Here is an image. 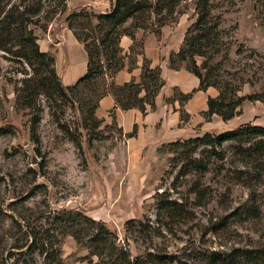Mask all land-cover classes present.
<instances>
[{
    "label": "rangeland",
    "instance_id": "374dc122",
    "mask_svg": "<svg viewBox=\"0 0 264 264\" xmlns=\"http://www.w3.org/2000/svg\"><path fill=\"white\" fill-rule=\"evenodd\" d=\"M197 1L181 0L172 14L143 12L144 29L180 28L185 37ZM114 2L67 0L46 29L35 27L40 45L56 51L71 11L104 13ZM211 4L213 29L197 40L205 55L194 60L222 88L231 83L240 95L262 98H247L229 125L211 117L207 131L264 126V0ZM31 72L0 50V264L99 261L80 233L89 222L80 212L104 220L130 257L152 252L156 264H264V135L240 134L194 152L163 144L144 150L145 163L131 164L117 123L85 127L78 103L42 97L36 131L34 110L18 105L15 92Z\"/></svg>",
    "mask_w": 264,
    "mask_h": 264
},
{
    "label": "trees",
    "instance_id": "16d2710c",
    "mask_svg": "<svg viewBox=\"0 0 264 264\" xmlns=\"http://www.w3.org/2000/svg\"><path fill=\"white\" fill-rule=\"evenodd\" d=\"M180 2L181 0H115L112 9L108 12L91 13L85 8L71 11L66 20L77 39L84 44L88 53V64L87 71L82 76L74 83L65 85L56 67L55 52L42 48L35 27L41 26L46 29L49 21L58 13L66 11L67 0H0V50L13 54L19 62L27 64L32 70L30 75L22 78V85L17 86L15 92L18 105L34 110L33 128L37 131V124L41 118L38 105L42 97L51 100L63 98L72 105L78 103L85 122L83 125L94 128L100 127L105 121V118H99L96 115V108L101 97L108 93L115 96L117 106L123 109L138 107L146 112L147 104L155 108L156 96L165 82L161 67H151L150 60L144 56L141 80L132 79L124 84H117L114 77L125 66L126 57L120 40L124 34L130 35L134 39L131 49L143 53L142 43L137 40L135 34L136 28H147L146 18L142 13L152 9L161 15L162 11L167 9L168 13L172 14ZM196 9L197 20L187 30L179 51L171 53L170 66L186 67L195 73L200 78L202 89L217 86L219 94L209 97V108L205 111V115L211 118L214 114H218L224 120H229L243 112V103L247 98L258 100L262 96L260 94L240 95L231 83L228 84L231 87L224 85L222 88L218 80H212L210 73L203 71L206 67L205 63L197 64L193 58L194 55H205L202 47L198 46L197 40H207L213 29L210 25L211 0H198ZM130 18L132 23L125 25L124 23ZM165 18H159V20L162 21ZM151 30L158 35L161 34V28ZM194 31L196 34L192 36ZM188 57L191 58L187 62L190 61L191 64H182L181 61ZM143 90L146 92L141 95ZM111 115L115 118V109L111 110ZM135 133L136 128L127 135L132 136ZM248 133L264 135V126L246 123L219 134L206 131L202 135L164 143V146H183L194 152L202 144H214L216 141L222 142ZM36 141H39L38 136ZM79 214L84 215L89 221L88 227H82L80 233L84 232L89 236L88 246L91 248V253L98 254L101 258L91 264L159 263L152 252L130 257L128 252H123L117 242V234L104 220H97L83 212ZM77 238L80 241L78 233ZM122 252L125 255H122Z\"/></svg>",
    "mask_w": 264,
    "mask_h": 264
},
{
    "label": "crops",
    "instance_id": "0c3cea01",
    "mask_svg": "<svg viewBox=\"0 0 264 264\" xmlns=\"http://www.w3.org/2000/svg\"><path fill=\"white\" fill-rule=\"evenodd\" d=\"M136 38L142 43L143 53L132 50L134 39L124 34L120 44L125 53V66L120 69L114 80L121 85L135 79L140 81L143 73L144 56L151 67H161L165 80L156 96V107L147 104L146 112L138 107L123 109L117 106L112 93L101 97L96 108V115L105 118L104 123L116 122L125 136L130 163L146 162L144 155L147 149L152 150L164 143L177 139L198 136L207 131L211 118L205 117L210 96L219 94L215 86L207 89L200 88V78L186 67L173 68L170 66V55L179 51L183 44L184 34L179 29L166 30L160 35L151 30L138 28ZM56 65L65 85L74 83L87 71L88 53L73 31L68 28L56 46ZM145 90L141 95L145 94ZM185 95V96H184ZM115 109V118L111 110ZM217 122L229 125L234 119L224 120L220 115L212 116ZM132 136L127 135L134 131ZM229 127L226 129H232Z\"/></svg>",
    "mask_w": 264,
    "mask_h": 264
}]
</instances>
